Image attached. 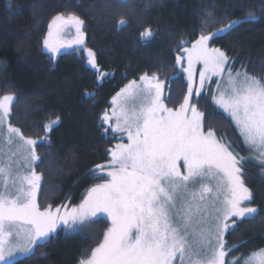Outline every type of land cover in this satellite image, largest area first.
<instances>
[{"label":"snow or ice","instance_id":"1","mask_svg":"<svg viewBox=\"0 0 264 264\" xmlns=\"http://www.w3.org/2000/svg\"><path fill=\"white\" fill-rule=\"evenodd\" d=\"M107 7L134 11L133 0H110ZM231 7L245 5L237 0ZM205 13L198 34L189 33L194 39L181 37L173 49V74L161 78L159 71H144L111 98L98 129L116 143L107 149L108 159L89 170L98 182L78 204L68 198L42 208L37 200L43 193L39 149L51 147L49 134L60 116L49 114L38 129L27 118L25 129L16 127L11 120L19 97L0 95V264L34 255L60 228L87 238L98 223L110 226L78 264H264V248L229 259L251 241L227 240L242 225L264 220V209L253 206L256 197L246 184L248 161L264 172V74L251 73L244 64L237 68L236 58L212 46L258 17L248 11L239 19L217 20L209 8ZM129 22L120 19L116 30ZM69 28L75 37L62 39ZM155 36L145 27L138 42L146 46ZM40 45L53 61L61 50L80 52L98 85L109 76L86 44L85 20L74 11L55 15ZM181 77L186 91L178 106L169 107L171 84ZM224 123L233 128L234 139L217 134L214 125ZM26 130L43 135L28 136Z\"/></svg>","mask_w":264,"mask_h":264},{"label":"trees","instance_id":"2","mask_svg":"<svg viewBox=\"0 0 264 264\" xmlns=\"http://www.w3.org/2000/svg\"><path fill=\"white\" fill-rule=\"evenodd\" d=\"M240 2L245 5L242 9L231 7L237 0H133L134 11L112 12L107 7L110 0H0V95L14 92L19 97L11 122L25 129L27 118L30 127L38 129L49 114L61 118L49 134L51 147L39 149L42 163L36 170L42 176L43 193H38L37 200L42 208L55 207L68 198L78 204L86 190L98 182L88 175L89 170L108 159L105 153L116 142L98 129L100 115L110 108L111 98L142 72L159 71L161 78L173 74L169 66L175 62L172 51L181 37L191 41L194 37L189 33L195 30L198 34L205 8L213 11L217 20L225 15L239 19L248 11L256 13V22L238 27L212 46L236 58L237 68L244 64L249 72L264 74V0ZM68 3L75 7H66ZM73 11L85 20L86 44L109 73L102 85L84 66L80 52L63 53L53 61L42 51L40 40L50 20L58 13ZM120 19L130 22L117 31L115 24ZM149 26L156 36L145 46L138 42L139 33ZM184 91L186 81L181 77L171 84L168 106H178ZM86 92L94 98L86 97ZM214 127L218 135L236 136L228 123ZM26 135L43 133L26 130ZM241 154L245 155V150ZM246 184L256 197L253 206L264 209V172L252 161L246 164ZM108 227L109 223L96 224L87 238L60 228L44 247L18 259L17 264H78L102 241ZM227 240L230 245L251 241L233 251L229 259L264 248V220L257 217L242 225L240 232Z\"/></svg>","mask_w":264,"mask_h":264},{"label":"rangeland","instance_id":"3","mask_svg":"<svg viewBox=\"0 0 264 264\" xmlns=\"http://www.w3.org/2000/svg\"><path fill=\"white\" fill-rule=\"evenodd\" d=\"M75 37V30L74 29H71V28H69V29H66L65 30V32H64V34L62 35V39H65V40H67V39H73ZM71 51H74V49H66V50H61V52L57 55V56H59L60 54H63V53H67V52H71ZM49 54V53H48ZM50 55V54H49ZM199 67V66H198ZM116 143V142H115ZM114 143V144H115ZM4 148V145H3V143H2V141H0V149H3ZM6 150V149H5ZM248 155V153H247V151L245 150V156H247ZM251 161V160H250ZM252 162H254V163H256L255 161H252ZM109 226H110V224H109ZM258 251V250H257ZM250 254V253H249ZM24 256H18L17 257V260L18 259H21V258H23Z\"/></svg>","mask_w":264,"mask_h":264}]
</instances>
